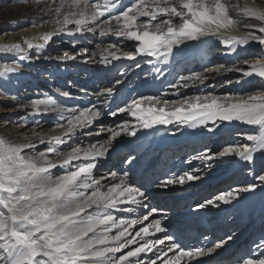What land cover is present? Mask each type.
I'll use <instances>...</instances> for the list:
<instances>
[{
  "label": "snow or ice",
  "instance_id": "1",
  "mask_svg": "<svg viewBox=\"0 0 264 264\" xmlns=\"http://www.w3.org/2000/svg\"><path fill=\"white\" fill-rule=\"evenodd\" d=\"M45 10L52 14L56 27L40 37L41 43L26 40L24 47L2 45L0 52L43 50L60 34H98L116 38L117 42L108 43L98 53L89 54L85 48L82 53H65L59 59L75 61L81 54L89 59L99 55V62L105 65L127 60L140 68L142 63L153 61L166 64L173 58L174 48L214 36L231 54H237V62L232 67L219 64L180 76L172 88L208 87V81L228 72L264 80V56L240 60L238 55V46L252 42L264 48V9L240 8L231 0H52ZM253 18L260 24L249 22ZM241 28L248 31L240 34ZM120 41L132 42L133 50L125 51ZM20 59L26 56L21 55ZM3 70L16 72L18 66L6 65ZM113 94L114 88L108 87L97 99L107 104ZM71 95L69 91L62 93L65 98ZM175 95L180 97L179 91ZM23 107H30L33 115L41 117L57 114V121L50 134L33 129L20 142L0 137V264H205L202 258L214 254L226 241L207 248H186L169 234L162 218H153L147 226L130 231L159 210L148 208L142 219L129 220L118 215L132 213L134 208L130 205L147 208L148 194L131 183L126 174L110 172L109 176L96 179L98 162L109 155L113 142L122 135L136 136L139 129L172 124L214 133L225 122H238L252 126L257 134L245 137L252 146L235 143L215 152L204 149L194 157L203 163L202 169L168 179L162 186L201 180L199 172L209 171L217 163L237 159L250 165L255 153L264 155V88L243 95L205 93L171 100L142 96L107 113L97 104L83 108L63 106L51 96L32 100ZM119 114L133 117L136 124L125 120L108 128L101 123L104 115ZM32 123L40 126L39 120ZM94 126L95 135L104 134L106 139L87 147L70 143L78 136L92 135ZM65 145L67 150H62ZM258 179L264 184V175ZM257 187L253 184L233 189L200 207L231 204L238 200L241 191H255ZM157 233L164 235L148 239ZM256 249L264 250V239L256 244ZM240 264H264V252L255 258L241 259Z\"/></svg>",
  "mask_w": 264,
  "mask_h": 264
},
{
  "label": "bare ground",
  "instance_id": "2",
  "mask_svg": "<svg viewBox=\"0 0 264 264\" xmlns=\"http://www.w3.org/2000/svg\"><path fill=\"white\" fill-rule=\"evenodd\" d=\"M123 2L127 3L128 0H123ZM231 2L236 3L240 8L248 6L264 9V0H231ZM51 3L52 0H0V46L20 44L24 47V41L26 40H31L33 43H41L42 40L40 37L45 32L53 31L56 27L52 14L45 10V6ZM249 22L258 25L260 24V22L256 21L254 18ZM69 27H72V25H69ZM247 31L248 29L241 28L240 34H244ZM252 31H254L256 35H260V33L255 29H252ZM110 42H117L116 38H102L99 37L98 34L88 33L76 34L74 36L60 34L55 36L53 41L49 42L43 50L34 48L27 50V52L23 54L19 52H0V137L10 139L14 142H20L23 140L24 136H30L33 129L37 132L50 134L52 126L57 121V114L49 113L41 117L33 115L30 107H23V105L30 104L32 100L47 96L55 98L56 101L63 106H76L83 108L90 107L92 104H97L98 107H101L102 110L107 113L111 110H115L117 107L124 106L125 103H131L132 100L139 99L142 96H158L171 100L185 95L194 96L205 93H214L216 95H243L255 89L264 88V80L256 77L241 78L240 74L236 72H228L215 76L213 79L208 81V87L202 85L179 89L171 87L173 83H179V77L181 75L176 74L178 71H183L184 73L186 69H190L188 71L189 73L184 75L188 76L194 72H202L205 67L219 64L232 67L233 64L237 62V54H231L226 46L221 42H218L214 36L205 38L203 42L189 41L187 42V46L180 45L178 48H174V56L173 58H170L166 64L153 61L152 64L142 63L140 68L135 67L134 62L127 60L114 61L112 64L105 65L99 62V55H91V58L89 59L88 56L81 54L75 61H62L59 59V57H62L65 53L69 55L82 53V50L85 48L88 50L89 54L98 53L101 48L105 47ZM120 44L125 51L133 50L132 42L120 41ZM21 55H25L26 59L21 60ZM238 55L240 60L264 56V48H261L258 44L252 42L247 46H238ZM6 65L18 66V71L5 73L3 69ZM240 66L246 67L243 64ZM118 71H120V74L117 78L115 74ZM141 73L144 75L140 76L139 74ZM118 80L122 81V83L118 84ZM229 80H231L232 83H228ZM238 80L240 83H237ZM108 87L114 88V94L109 98V102L107 104H102L97 97ZM64 91H69L72 94L71 98L63 97L62 93ZM177 91H179L180 97L175 95ZM102 99L103 98L101 97V100ZM20 116L22 117L20 118ZM33 120H39L40 126L38 127L34 125L32 123ZM45 120H50L51 123L49 125L46 123L44 124ZM125 120L130 121L134 125L136 124L135 119L127 114H119L117 117L104 115L101 123L105 127L115 128L117 124H121ZM47 126L50 128L47 129ZM164 127L175 130L180 128H183L184 130V128H186L185 131L173 132L172 136H170L173 137L172 139L174 142H177V145L182 143L186 138H188V142L192 141L196 144L200 134L208 133L203 129H189L185 126L177 124L160 125L152 129H139L136 136L122 135L117 139V141L113 142L109 155L103 159V161H115L117 158L113 156L116 154V151L127 143L132 142L133 144H136V148H140L145 142H147L148 138H150L149 134L152 131H154L153 136L157 137L156 133L160 135L162 131H165L161 130ZM227 127H240L238 129H243L242 131L245 132L244 138L247 134H257L256 130L252 126L238 122H225L216 131L221 132L227 129ZM95 129L96 128L94 126L92 135L78 136L70 143L73 146L79 144L82 147H87L90 144H95L98 141L102 142L106 139V135L104 134L99 136L95 135ZM164 137H166V139L169 138L164 135L163 138L160 137L162 139L158 140L155 138V140H157L158 143H163L164 141H167ZM170 140L171 139H169V141ZM167 142L163 143L162 147ZM185 142L183 144H185ZM43 147L44 146L41 145L40 149L43 150ZM62 150H67V145L63 146ZM145 150L146 149H144L143 152H145ZM179 150L181 151L179 152L180 154H186L183 148H180ZM162 151L165 152L163 148ZM133 157L137 158L134 160L132 159L129 164H127V167H129L128 172H141L140 166L142 165V158L140 162L137 163L136 159L138 161L140 156L138 157L137 154ZM160 157L158 155V159L156 158V160H159ZM165 157H161L159 161H162L164 164L167 163ZM254 157L255 159L250 165L252 166L251 168H253L255 164L258 169V166L262 161H264V155L255 153ZM154 160L155 158L152 160L153 162L151 161V163H154L153 165L158 164L159 161L154 162ZM234 162L235 165H232L231 168L236 167L237 169H243V166L247 163L244 161H238L237 159H235ZM121 163L123 162H120L118 165ZM152 166H149V169H151ZM144 172V174L139 173L142 176V179H139L138 182H141V184L152 183L153 180L156 179L155 177L157 175L155 173L152 172L153 174H151V172H148L146 169ZM258 182H260L259 179L257 180L256 185H258ZM161 185L154 189L159 190L157 195L154 197L168 198L167 203L163 208V214L171 216L170 222L172 220L179 222L185 218L192 217L190 222L179 224V226H177V230L181 232V229H183L184 226L185 230L181 233L185 231L187 233V231L192 229L193 237H195L194 235H197L201 238L200 233L202 228L197 229L190 227V225L200 222L201 225H204V221H207L205 217H207V215L212 212L213 208L216 207L208 206L205 207L203 211L199 209L193 210L191 209V201H185L184 199L179 200V194L173 191V189L179 187V185L172 187L168 185ZM190 194H196L198 197L201 192H190ZM248 195H254L252 205L255 209L253 207L252 208L257 212L255 213L254 211H251L252 214L250 215H252V217L249 224L250 227L257 228L258 225L259 227L260 225L264 226V211H262V207L264 206V187L259 189V191L257 189L255 191H249L247 193V196ZM240 201L241 199L238 198V200L233 201L231 204L233 205V203H239ZM241 203L243 204V202ZM250 203L251 202L249 201V203H246L247 205L244 206L248 207V205L250 206ZM224 207H226V205H220L218 209L220 211H216L215 214L212 213L213 215L208 217L210 221H217V219L221 216V219L219 220V223L221 224L224 218L223 214H227V209L224 210ZM245 207H241L239 211L242 213ZM241 213V217L238 219L235 218L236 216L233 217L236 222L249 219L250 216L248 214L244 212L242 216ZM201 219L203 220L200 221ZM168 224L170 225L169 222ZM215 231L216 228L214 230L212 229L210 234L214 238L216 237L214 235L216 233ZM240 231H244V228ZM262 232L263 231L258 230L256 233H260V237H263L264 233ZM208 235L204 241L205 244H211L213 242L210 240L211 237ZM217 235L219 236V234ZM238 235L241 237L240 232ZM184 236V234L181 235V237ZM218 236L215 238V242H220L219 239H221L222 236H219L221 238ZM231 240L225 239L224 241H226V243H224L222 248L218 249L211 256H208L211 258V260H209L211 264H232L231 257L234 255L227 256L229 253L227 249L228 246L231 245ZM261 240L262 238L259 239L256 244ZM183 246L189 248L188 244H184ZM235 251L237 255L241 256L250 252L248 245H244L242 247L240 246V248ZM258 255H260L258 253V249L253 250L250 254L253 258ZM225 256H227V258H225ZM208 257H203L202 259L205 260V258Z\"/></svg>",
  "mask_w": 264,
  "mask_h": 264
},
{
  "label": "rangeland",
  "instance_id": "3",
  "mask_svg": "<svg viewBox=\"0 0 264 264\" xmlns=\"http://www.w3.org/2000/svg\"><path fill=\"white\" fill-rule=\"evenodd\" d=\"M189 70L190 69H186L184 71V73H183V71H178L176 74L184 76V75L189 73L188 72ZM119 74H120V71H118L115 74L117 78H118ZM139 75L142 76L144 74L141 73ZM21 117L22 116H20V118ZM45 123L49 125L51 122H50V120H45L44 124ZM49 128L50 127L47 126V129H49ZM95 128H96V126H95ZM238 128H240V127H233V128L227 127V129L221 131L222 133L220 131H215L214 133L200 134V137L198 139V142H196V144L193 143L192 141L188 142L187 141L188 138H186L185 140H183L182 143H179L178 145H177V142L173 141V139H172L173 137H170V136H172L173 132L185 131L186 128H184V130H183V128L176 129V130L171 129V128H165V127L162 129L160 128L161 130H165V131H162V133L160 135H158V133H156L157 137L153 136L154 131H152L149 134L150 138H148L147 142H145L140 148L139 147L136 148L135 147L136 144H133L132 142H130V143L123 145L122 147H120L116 151V154L113 156V157L117 158L115 161L107 160L105 162L102 160V161L98 162V166L94 170V176L96 179H101L102 177L109 176L110 172H116L118 176H124L126 174L127 178L129 179V181L131 183H133L135 186L141 187V189L148 194V200L146 202L147 208H145V207H139L138 208L135 205H130V207L134 208V211L132 213H120V214H118V215L122 216L123 218L129 219V220H131V219H142L143 214H145L148 211V208H156L159 210L157 214H153L152 216H149V221H144L143 224H137L135 226V228L130 229V231L135 232L140 227L147 226V224L153 218H155V219H161L162 218L163 224L167 227L169 225L168 224V222H169L170 225L168 227V230L171 231L170 227H171V224L173 223V220L170 222L171 216L167 215V214H163V212H164L163 208L166 205L168 198L154 197L155 195H157V193L159 191L158 189H156V190H154V189L159 187V185H161V183L163 185V182L168 180V179L178 177L180 175H183L185 172H190V171L195 174L196 170L202 169L204 166L203 163L199 160L194 159V157H196L200 152H202L206 148H209L215 152V151H219L220 149H222V147L227 146L229 144L247 143V144H249V146H251L252 142L246 141V139L244 138L245 132L242 131L243 129H238ZM164 135L169 137L167 139H166V137H164V139L167 140L169 143L167 141H164L163 143L167 142L166 143L167 145L165 144L162 147L163 143H158L157 140H155V138H157L159 140V139H162ZM160 137H162V138H160ZM169 139H171L172 141L171 140L169 141ZM185 141L188 143H186ZM184 142H185V144H183ZM140 143H141V141H140ZM162 148L165 152L162 151ZM180 148L184 149V151L186 153L185 155H183L184 153H182V154L179 153V152H181L179 150ZM144 149H146L145 152H143ZM137 154H138V157L140 156V159L138 161L136 159L137 163L140 162V160L142 158V165L141 166L139 165L141 167V172H137V173L134 172L133 176H131L130 174H132V171L128 172L129 167H127L128 166L127 164H129V162L132 159L134 160L135 158H137V157H135V158L133 157ZM143 154H144V156H143ZM158 155H159V157L161 156L163 158L166 156L165 159H166L167 163L164 164L162 161H161L162 162L161 163L159 161L161 159V157L159 160H156ZM141 156H143V157H141ZM154 158H155L154 162L159 161L160 163L158 162V164L153 165L154 163H151V161ZM176 158H178V159H176ZM234 161H235V159L231 160V162L225 161V162L217 163L209 171H200L199 174L202 176L201 180L186 182L183 185L172 184V185H168V186L172 187V186L179 185L180 188L176 187L173 189V191L175 193L179 194V197H180L179 200H181V199H184L185 201L189 200V202L191 201V203H192L191 209H193V210L199 209V210L203 211L205 209V207L201 208L200 205L206 204L207 200L214 199L215 196L220 195V194L225 193V192H228V191H231L233 189H243L245 187H250L251 185L256 184L259 175H264V164H263L264 161L261 162V164L258 166V169L256 168L255 164H254L253 168H251L252 166L247 165V163L243 166V169H241V168L237 169L236 167L231 168L232 165H235ZM120 162L125 163V165H123V168H121V164L118 165ZM149 166H152V168L149 169L150 168ZM158 167H160V168H158ZM120 169L125 171V172H120ZM145 169L148 172L150 171L151 174L155 173L157 175L155 177L156 179L153 180L152 183L150 182L148 184H141V182H138L139 179H142V176L139 173L144 174ZM101 182L104 184L109 183L108 181H104V180H101ZM116 182H118V181H112V183H116ZM258 187L259 188H256V189L259 191V189L264 187V185H261L260 182H258ZM195 191L201 192V194L198 197L196 194H190V192L196 193ZM247 193L248 192L241 191L240 195H239V198L241 199V201L239 203L236 202L235 204L233 203V205L228 204V205H226V207H224V210L227 209V214H224L223 221L221 222L222 229H221V231H219L221 234V235L219 234V236H222V238L219 236L218 237L221 238V239H219V241H224L225 239H227L228 236L232 237V240H231L232 242L230 243L231 245L228 246V249H227L229 252L227 256L234 255L231 257L232 264H240L239 261H240L241 255H237V253L235 251L236 249L240 248V246L242 247L244 245L245 246L248 245V249L250 251L249 255H250L252 253V251L256 249L255 248L256 242L261 238L264 239V236L260 237V235H259L260 233H258V234L256 233L258 230L263 231L262 233H264V226L260 225V227H259V225H258L257 226L258 229H257V228H251L249 225L251 222V217H252V215H250V214H252L255 207L252 205L254 195H248L247 196ZM243 198H244V201H243ZM249 201L251 202L250 206L248 205V207H245L244 205H247L246 203H249ZM241 202H243V204ZM244 202H246V203H244ZM126 206H129V205H126ZM209 206H211V205H209ZM206 207H208V206H206ZM241 207H245L244 211L242 213L239 211V209ZM218 209L219 208H217V207L213 208V210L211 209L212 212H210V214L207 215V217H205V219L207 220V221H205V224L208 227H214L208 223V221H210V219L208 217H211V215L215 214L216 211H220ZM262 211H264V206L262 207ZM196 212H198V211H196ZM244 212L250 216L249 219L236 222L235 218L238 219L239 217H241L240 213L243 216ZM254 212L257 213L256 211H254ZM234 216H236V217L233 218ZM190 221H191V217H188V218H186L182 221L176 222V223L180 224V223H185V222H190ZM243 228H244V231H240ZM209 229L211 230L212 228H209ZM150 231H152V229H150ZM190 232H191V230H189L188 233H190ZM239 232H240L241 237H239V235H238ZM207 234H208L207 231L203 232V236L201 238H198V239H196V237L189 238L186 236L185 241L188 242V240L192 239V241L188 243L189 248H192V247H205V248H207V247L212 246L214 243H217V242L213 241L209 245L208 244L204 245V238L207 236ZM163 235L164 234H162V233H157L156 236L148 237V239H156L157 237H162ZM237 235H238V238H237ZM234 237H236V238H234ZM190 246H192V247H190ZM260 252H264V250H258L259 254H261ZM227 256H225V258H227ZM205 260H207V261H205ZM205 260H204L205 264H211V262H209V260H211V258L208 257V258H205Z\"/></svg>",
  "mask_w": 264,
  "mask_h": 264
}]
</instances>
